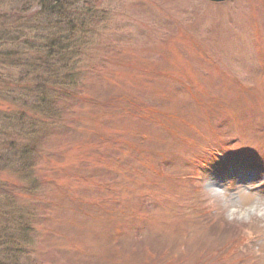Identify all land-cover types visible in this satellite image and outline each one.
I'll use <instances>...</instances> for the list:
<instances>
[{
  "label": "rangeland",
  "instance_id": "1",
  "mask_svg": "<svg viewBox=\"0 0 264 264\" xmlns=\"http://www.w3.org/2000/svg\"><path fill=\"white\" fill-rule=\"evenodd\" d=\"M71 1L98 33L52 69L41 0H0V264H264V220L184 180L264 196V0Z\"/></svg>",
  "mask_w": 264,
  "mask_h": 264
},
{
  "label": "trees",
  "instance_id": "2",
  "mask_svg": "<svg viewBox=\"0 0 264 264\" xmlns=\"http://www.w3.org/2000/svg\"><path fill=\"white\" fill-rule=\"evenodd\" d=\"M85 4L87 7L81 10L77 7L78 3L76 1L72 2L71 0H41V2H39L38 6L40 7V10L37 14H43L47 15L48 17H52L53 20L58 24V26H55L56 33L58 31L57 36H51L50 34L43 36L44 43L42 48L49 58L52 69L54 68V63L56 66L57 64H62L61 66H63L64 69H66L65 67L68 65V68L70 67V62L72 59L76 61L74 62V65L78 63L77 57L85 47L84 41L86 38L91 41L97 35L98 32L96 31L93 33L91 26L92 24H98L94 18L98 16L97 12L100 11L99 7H95V5L88 2ZM86 14H88L90 17L86 18ZM0 33H6L9 38L11 37L9 34H7L9 31H0ZM15 34L21 35L18 32H15ZM2 61L4 64H7L8 61L4 60L3 53L0 55V65ZM68 72H71V70ZM73 73H76V70ZM25 77L26 76H24L22 81L26 80ZM43 103H46V100L43 99ZM199 164L202 166L199 159L196 158L195 163L193 161V165L197 170L200 168ZM199 189H201L199 193H205L206 191L204 188ZM200 262L197 264H212V262L207 260H201Z\"/></svg>",
  "mask_w": 264,
  "mask_h": 264
},
{
  "label": "clouds",
  "instance_id": "3",
  "mask_svg": "<svg viewBox=\"0 0 264 264\" xmlns=\"http://www.w3.org/2000/svg\"><path fill=\"white\" fill-rule=\"evenodd\" d=\"M209 201L222 210L227 222H252L264 220V196L254 194L243 186L233 188L205 183Z\"/></svg>",
  "mask_w": 264,
  "mask_h": 264
},
{
  "label": "water",
  "instance_id": "4",
  "mask_svg": "<svg viewBox=\"0 0 264 264\" xmlns=\"http://www.w3.org/2000/svg\"><path fill=\"white\" fill-rule=\"evenodd\" d=\"M212 1H223V0H212Z\"/></svg>",
  "mask_w": 264,
  "mask_h": 264
}]
</instances>
